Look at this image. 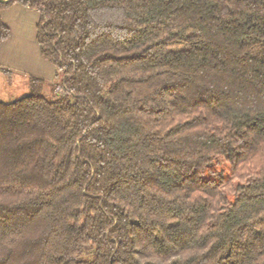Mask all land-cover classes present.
<instances>
[{"label":"trees","instance_id":"trees-1","mask_svg":"<svg viewBox=\"0 0 264 264\" xmlns=\"http://www.w3.org/2000/svg\"><path fill=\"white\" fill-rule=\"evenodd\" d=\"M17 2L62 78L0 101V264H264V0Z\"/></svg>","mask_w":264,"mask_h":264},{"label":"crops","instance_id":"crops-1","mask_svg":"<svg viewBox=\"0 0 264 264\" xmlns=\"http://www.w3.org/2000/svg\"><path fill=\"white\" fill-rule=\"evenodd\" d=\"M2 20L10 27V36L0 43V68L44 81V91L57 85L56 66L44 57L37 39L41 12L26 4L14 3L1 10ZM47 88V89H46Z\"/></svg>","mask_w":264,"mask_h":264},{"label":"rangeland","instance_id":"rangeland-1","mask_svg":"<svg viewBox=\"0 0 264 264\" xmlns=\"http://www.w3.org/2000/svg\"><path fill=\"white\" fill-rule=\"evenodd\" d=\"M61 81V75L56 77ZM58 90H63L61 86ZM47 89V88H46ZM31 93L29 80L17 72L4 71L0 68V101L11 102ZM48 96L49 93L46 92Z\"/></svg>","mask_w":264,"mask_h":264}]
</instances>
